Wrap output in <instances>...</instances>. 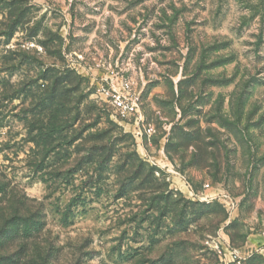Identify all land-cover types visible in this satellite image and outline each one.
<instances>
[{"label": "rangeland", "instance_id": "obj_1", "mask_svg": "<svg viewBox=\"0 0 264 264\" xmlns=\"http://www.w3.org/2000/svg\"><path fill=\"white\" fill-rule=\"evenodd\" d=\"M0 176L26 264H264V0H0Z\"/></svg>", "mask_w": 264, "mask_h": 264}, {"label": "built area", "instance_id": "obj_2", "mask_svg": "<svg viewBox=\"0 0 264 264\" xmlns=\"http://www.w3.org/2000/svg\"><path fill=\"white\" fill-rule=\"evenodd\" d=\"M95 85L96 95L111 108L117 119L128 124L134 132L137 130L140 132L142 125L144 133H151L152 127L142 124L139 107L140 95L134 82L129 77L111 69L107 71L105 78ZM214 250L221 263L228 264L238 259L234 251L222 247L221 243L216 244Z\"/></svg>", "mask_w": 264, "mask_h": 264}, {"label": "trees", "instance_id": "obj_3", "mask_svg": "<svg viewBox=\"0 0 264 264\" xmlns=\"http://www.w3.org/2000/svg\"><path fill=\"white\" fill-rule=\"evenodd\" d=\"M41 219L36 212H25L16 196L9 193L6 182L0 178V264H26L22 242L41 232ZM10 240L19 243L10 246Z\"/></svg>", "mask_w": 264, "mask_h": 264}]
</instances>
